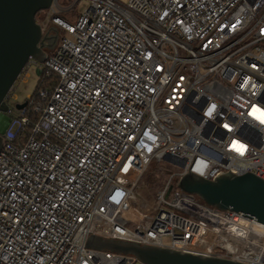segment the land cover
<instances>
[{
    "label": "built area",
    "instance_id": "built-area-1",
    "mask_svg": "<svg viewBox=\"0 0 264 264\" xmlns=\"http://www.w3.org/2000/svg\"><path fill=\"white\" fill-rule=\"evenodd\" d=\"M77 1L53 0L38 22L59 37L21 71L35 67L36 92L21 108L13 86L4 97L0 264L137 260L84 246L91 234L264 264L263 223L179 188L169 196L187 171L264 183V125L248 115L264 108V0H89L71 22L58 15ZM166 157L179 169L155 198L138 196Z\"/></svg>",
    "mask_w": 264,
    "mask_h": 264
},
{
    "label": "water",
    "instance_id": "water-1",
    "mask_svg": "<svg viewBox=\"0 0 264 264\" xmlns=\"http://www.w3.org/2000/svg\"><path fill=\"white\" fill-rule=\"evenodd\" d=\"M52 1L0 0V149L3 145L2 133L10 121L4 100L6 93L14 85L29 56L43 61L46 51L55 45L48 41L50 30H58L57 26L51 24L43 30L36 20V14L48 9ZM24 105L25 101L16 104V107ZM165 160H170V157ZM176 184L184 191L197 194L209 205L238 211L264 224V183L251 172L242 175L223 173L210 180L187 171ZM84 246L131 254L143 264H245L223 257L101 238L94 234L88 236Z\"/></svg>",
    "mask_w": 264,
    "mask_h": 264
},
{
    "label": "rangeland",
    "instance_id": "rangeland-1",
    "mask_svg": "<svg viewBox=\"0 0 264 264\" xmlns=\"http://www.w3.org/2000/svg\"><path fill=\"white\" fill-rule=\"evenodd\" d=\"M74 0H61L60 5L62 7L69 6ZM89 6V0H78L72 8L63 10L61 15L68 21H72L77 14H79L84 8ZM46 15V10L39 11L36 14L37 22H40L42 18ZM39 85V75L37 74L35 67L31 66L28 68L27 73L22 72L16 79L13 85V98L15 103L24 102L29 95H32L36 92ZM12 116L15 115V112H12ZM154 166L159 169L166 170L167 174L164 175L161 172H155ZM179 167L168 160H163L161 162L151 165L149 169L141 175L136 186L134 187V192L147 200L153 199L156 197L158 191L166 183L169 175L175 172ZM158 183V184H157ZM169 196L179 187L176 182L173 181L171 184ZM180 189V188H179ZM198 196V195H197ZM162 242L168 244L170 242L169 235L162 236ZM134 264H143L138 259Z\"/></svg>",
    "mask_w": 264,
    "mask_h": 264
},
{
    "label": "clouds",
    "instance_id": "clouds-1",
    "mask_svg": "<svg viewBox=\"0 0 264 264\" xmlns=\"http://www.w3.org/2000/svg\"><path fill=\"white\" fill-rule=\"evenodd\" d=\"M212 109L209 108L206 110V115L211 116ZM248 115L254 120L259 121L260 124L264 125V108L259 107L257 105H253L252 108L250 109ZM232 147L235 148L238 152H243L244 150V144L238 142V141H233L232 142Z\"/></svg>",
    "mask_w": 264,
    "mask_h": 264
},
{
    "label": "trees",
    "instance_id": "trees-1",
    "mask_svg": "<svg viewBox=\"0 0 264 264\" xmlns=\"http://www.w3.org/2000/svg\"><path fill=\"white\" fill-rule=\"evenodd\" d=\"M60 2H61V0H60ZM74 5H75V4H74ZM74 5H73V6H74ZM73 6H72V7H73ZM72 7H71V8H72ZM61 12H62V11H61ZM61 12H59L58 15L61 16V17L63 18V16L61 15ZM64 19H65V18H64ZM73 19H74V18H73ZM67 21H68V20H67ZM72 21H73V20H72ZM161 161H163V160H161ZM161 161H153V162H151V163L149 164V166L146 168V170L143 172V174L149 169V167H150L151 165L153 166L155 163H158V162H161ZM154 168H155V169H153V170H155V172H158V171H159V172H161V173L164 174V175L167 174L166 170H164V169H159V170H157V168H156L155 166H154ZM159 172H158V173H159ZM143 174H142V175H143ZM157 184H158V183H157ZM163 186H164V185H163ZM161 188H162V187H161Z\"/></svg>",
    "mask_w": 264,
    "mask_h": 264
},
{
    "label": "flooded vegetation",
    "instance_id": "flooded-vegetation-1",
    "mask_svg": "<svg viewBox=\"0 0 264 264\" xmlns=\"http://www.w3.org/2000/svg\"><path fill=\"white\" fill-rule=\"evenodd\" d=\"M58 37H59V30H50L49 32V41L48 43H55L57 42L58 40Z\"/></svg>",
    "mask_w": 264,
    "mask_h": 264
},
{
    "label": "bare ground",
    "instance_id": "bare-ground-1",
    "mask_svg": "<svg viewBox=\"0 0 264 264\" xmlns=\"http://www.w3.org/2000/svg\"><path fill=\"white\" fill-rule=\"evenodd\" d=\"M259 240L264 245V233H261V235L259 236Z\"/></svg>",
    "mask_w": 264,
    "mask_h": 264
},
{
    "label": "snow or ice",
    "instance_id": "snow-or-ice-1",
    "mask_svg": "<svg viewBox=\"0 0 264 264\" xmlns=\"http://www.w3.org/2000/svg\"><path fill=\"white\" fill-rule=\"evenodd\" d=\"M228 127V125H225V128H227Z\"/></svg>",
    "mask_w": 264,
    "mask_h": 264
}]
</instances>
